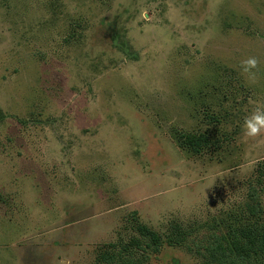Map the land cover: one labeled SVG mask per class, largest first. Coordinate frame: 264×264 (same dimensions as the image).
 <instances>
[{
  "label": "rangeland",
  "instance_id": "rangeland-1",
  "mask_svg": "<svg viewBox=\"0 0 264 264\" xmlns=\"http://www.w3.org/2000/svg\"><path fill=\"white\" fill-rule=\"evenodd\" d=\"M258 106L264 0H0V264H215Z\"/></svg>",
  "mask_w": 264,
  "mask_h": 264
},
{
  "label": "trees",
  "instance_id": "trees-1",
  "mask_svg": "<svg viewBox=\"0 0 264 264\" xmlns=\"http://www.w3.org/2000/svg\"><path fill=\"white\" fill-rule=\"evenodd\" d=\"M187 143L194 153H200L197 138L188 139ZM258 184L262 185L259 192L255 188ZM247 191L245 201L235 202L214 220L216 224H224V231L210 234L203 245L215 264H264V199L260 197V192L264 193V169L258 170L257 178L250 182ZM134 226L155 250L159 248L163 242L161 233L139 222ZM183 234L182 230L178 231V235L185 236Z\"/></svg>",
  "mask_w": 264,
  "mask_h": 264
},
{
  "label": "clouds",
  "instance_id": "clouds-1",
  "mask_svg": "<svg viewBox=\"0 0 264 264\" xmlns=\"http://www.w3.org/2000/svg\"><path fill=\"white\" fill-rule=\"evenodd\" d=\"M256 66L257 60L255 57H247L240 61V74L250 83L256 82ZM243 137H255L264 131V106H258L253 111L243 118L240 125Z\"/></svg>",
  "mask_w": 264,
  "mask_h": 264
}]
</instances>
